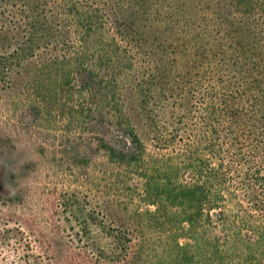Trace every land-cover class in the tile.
Returning <instances> with one entry per match:
<instances>
[{
	"label": "trees",
	"instance_id": "1",
	"mask_svg": "<svg viewBox=\"0 0 264 264\" xmlns=\"http://www.w3.org/2000/svg\"><path fill=\"white\" fill-rule=\"evenodd\" d=\"M7 16L0 80L39 53L83 103L127 92L110 97L122 144L96 146L147 178L155 209L134 213L159 222L160 264H264V0H0ZM60 200L96 262L158 264L87 194Z\"/></svg>",
	"mask_w": 264,
	"mask_h": 264
},
{
	"label": "rangeland",
	"instance_id": "2",
	"mask_svg": "<svg viewBox=\"0 0 264 264\" xmlns=\"http://www.w3.org/2000/svg\"><path fill=\"white\" fill-rule=\"evenodd\" d=\"M8 19L0 17V28L13 26ZM42 62L38 53L0 80V264H100L77 241L59 206L63 194L76 192L107 209L111 227L132 239L131 252L150 243L153 261L160 264L159 222L140 224L134 213L155 209L144 199L147 178L110 162L96 146L97 136L122 144L110 97L114 93V103L125 106L127 92L102 91L83 103L78 83L47 73ZM146 151L147 173L154 177L149 141Z\"/></svg>",
	"mask_w": 264,
	"mask_h": 264
}]
</instances>
